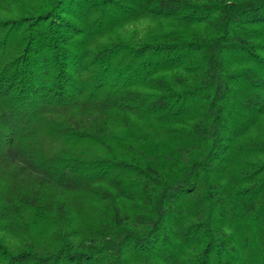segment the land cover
<instances>
[{
    "label": "trees",
    "instance_id": "16d2710c",
    "mask_svg": "<svg viewBox=\"0 0 264 264\" xmlns=\"http://www.w3.org/2000/svg\"><path fill=\"white\" fill-rule=\"evenodd\" d=\"M0 264H264V0H0Z\"/></svg>",
    "mask_w": 264,
    "mask_h": 264
},
{
    "label": "rangeland",
    "instance_id": "374dc122",
    "mask_svg": "<svg viewBox=\"0 0 264 264\" xmlns=\"http://www.w3.org/2000/svg\"><path fill=\"white\" fill-rule=\"evenodd\" d=\"M102 210H103V206L101 204H96V203H93L92 201H89L88 203H86L84 201L80 207L79 214H80V217L84 221L86 219H90V217H92L94 214Z\"/></svg>",
    "mask_w": 264,
    "mask_h": 264
}]
</instances>
